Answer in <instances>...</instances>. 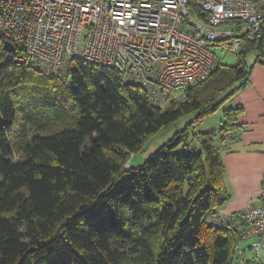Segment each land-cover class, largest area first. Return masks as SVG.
<instances>
[{"label": "trees", "instance_id": "trees-1", "mask_svg": "<svg viewBox=\"0 0 264 264\" xmlns=\"http://www.w3.org/2000/svg\"><path fill=\"white\" fill-rule=\"evenodd\" d=\"M5 41L0 35V264H232L242 239L217 221L230 197L218 134L176 148L264 65V21L236 64L218 62L184 101L164 107L114 67L76 58L69 85L16 61L22 49L9 52ZM242 112L224 111V147ZM190 113L176 139L130 165L152 135Z\"/></svg>", "mask_w": 264, "mask_h": 264}, {"label": "built area", "instance_id": "built-area-1", "mask_svg": "<svg viewBox=\"0 0 264 264\" xmlns=\"http://www.w3.org/2000/svg\"><path fill=\"white\" fill-rule=\"evenodd\" d=\"M263 21L264 0H0V35L23 51L16 61L69 85L74 59L108 65L161 107L184 101L215 69L217 48L238 53ZM260 198L238 212L240 223L217 217L252 240L251 259L236 247L241 264L261 261L264 184Z\"/></svg>", "mask_w": 264, "mask_h": 264}, {"label": "crops", "instance_id": "crops-1", "mask_svg": "<svg viewBox=\"0 0 264 264\" xmlns=\"http://www.w3.org/2000/svg\"><path fill=\"white\" fill-rule=\"evenodd\" d=\"M236 93L240 94L237 95V106L243 107L239 118L242 127L234 136L237 138L230 144L239 143L229 145L228 151L221 152L226 166V183L230 192L229 199L218 211V216L224 218L233 217L248 203L259 204L262 201L260 190L264 184L263 64L256 63L253 66L244 88ZM229 186H234L235 192L230 191ZM233 192L236 196L239 194L237 199L233 196ZM243 250L245 253V249Z\"/></svg>", "mask_w": 264, "mask_h": 264}, {"label": "rangeland", "instance_id": "rangeland-1", "mask_svg": "<svg viewBox=\"0 0 264 264\" xmlns=\"http://www.w3.org/2000/svg\"><path fill=\"white\" fill-rule=\"evenodd\" d=\"M231 26H233V24L232 25H228V24L224 25V27H226V28H230ZM216 54L218 56V62L223 64V65H234L239 60V55L237 53L225 51L221 48H217ZM255 58H256V54L254 52H249L245 58V65L247 67L251 66L253 64V62L255 61ZM1 59L2 58H0V60ZM237 95H238V93H236L231 99L221 103L219 109L217 111H215L214 113H212V114L204 117L200 121L196 122L194 125V129L189 131L188 135L186 136V139L177 145L176 151L178 153H182L183 152V145L186 143H189L193 147L198 148L199 142L195 138V134H199L201 132H208V131H212V130H214L218 134L216 137V143L219 145V147H221V152L224 153L225 151H228L227 147H224V145H221V141L219 139V131H220V128L222 126V122L224 120V111L226 109H228L229 107L237 106ZM194 117H195V114L190 113V114L182 116L181 118L172 122L171 124L161 128L157 133L152 135L144 143L143 148L140 152L133 155V157L130 160L131 161L130 165L132 164L133 167L141 165L151 154L155 153L160 146L167 143L172 138L176 139L177 133H179L181 130H183ZM235 135L236 134H232V136H235ZM230 137H231V135H230ZM234 139H236V138H234ZM231 140L232 139H230V140L228 139L227 142H231ZM235 143L237 144L239 142H233L232 144H227V145L228 146L229 145L230 146L236 145ZM127 168L130 169L129 167H127ZM229 188H230V191H233L235 189L234 186H229ZM234 192H235V190H234ZM234 192H233V196L236 197L235 199H237V197H239V194H237V196H236V195H234ZM221 207L219 208V210L221 209ZM251 241L252 240H250V239L240 241L241 247L243 249H245L246 259H251L253 257L252 250L250 248H248V245H250ZM260 253H261L262 264H264V246L261 247ZM232 264H241L238 256L232 262Z\"/></svg>", "mask_w": 264, "mask_h": 264}, {"label": "water", "instance_id": "water-1", "mask_svg": "<svg viewBox=\"0 0 264 264\" xmlns=\"http://www.w3.org/2000/svg\"><path fill=\"white\" fill-rule=\"evenodd\" d=\"M5 48L9 51V52H13V51H15V49H16V46L12 43V42H10V41H5ZM244 68H243V66H240L239 67V71L240 72H242V70H243Z\"/></svg>", "mask_w": 264, "mask_h": 264}]
</instances>
